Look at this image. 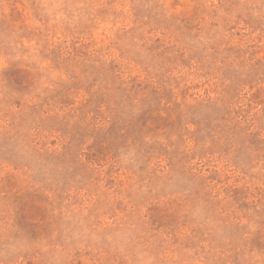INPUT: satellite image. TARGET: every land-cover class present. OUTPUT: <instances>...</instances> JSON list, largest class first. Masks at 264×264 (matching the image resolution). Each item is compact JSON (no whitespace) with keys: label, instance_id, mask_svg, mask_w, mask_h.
I'll use <instances>...</instances> for the list:
<instances>
[{"label":"rangeland","instance_id":"374dc122","mask_svg":"<svg viewBox=\"0 0 264 264\" xmlns=\"http://www.w3.org/2000/svg\"><path fill=\"white\" fill-rule=\"evenodd\" d=\"M0 264H264V0H0Z\"/></svg>","mask_w":264,"mask_h":264}]
</instances>
